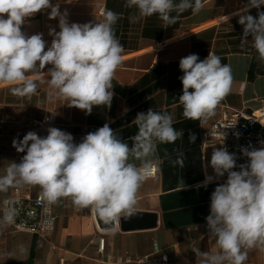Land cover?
Segmentation results:
<instances>
[{
    "label": "crops",
    "instance_id": "obj_1",
    "mask_svg": "<svg viewBox=\"0 0 264 264\" xmlns=\"http://www.w3.org/2000/svg\"><path fill=\"white\" fill-rule=\"evenodd\" d=\"M203 2L198 14L189 9L180 14L175 24L166 25L158 15L132 22L130 17L138 13L135 8L125 7L126 0H51L53 5L59 4L61 13L67 12L69 24L100 22L104 9L119 15L113 28L124 48L123 63L112 80L111 108L94 106L92 113L86 115L83 110L67 106L68 101L50 100L47 72L51 65L39 72L37 92L31 98L14 96L9 86L0 85V174L10 162L19 163L26 154L17 152L12 142L14 138L22 140L29 131L43 138L49 127H55L70 133L78 144L88 133L108 123L131 147L130 138L138 132L133 120L137 113L146 114L152 109L171 114L173 127L183 131V137L174 143H158V172L137 193L136 211L155 215V224L153 216H146L139 222L129 221L121 226L118 221L110 227L100 224L90 209H77L70 198H62L54 205L56 227L46 235L0 224V264H161L143 261L144 257L155 256L166 264H196L194 247L201 252L217 250L210 239L206 217L210 214L211 194L221 185L210 166L211 155L221 147L217 143L205 144L204 133L225 112L251 113L264 105V66L257 62L252 37H243L239 16L233 15L244 9L249 0ZM50 11L36 13L21 27L27 36L42 34L45 51L54 39L50 30L60 31L59 18L49 19ZM258 11L264 12V5L250 8L247 14L257 17ZM209 51L218 55L222 64L231 66L233 83L215 116L201 125L200 121L183 116L179 103L183 89L179 77L183 72L179 62L189 54H197L202 61ZM29 78L34 77L29 74ZM50 114L53 123L36 126L37 121ZM190 133L195 134V143L189 142ZM178 152L184 153V167L171 163ZM206 175L213 176V180L204 187ZM24 187L33 193L40 191L39 187ZM13 189L0 193V202ZM102 238L104 248L100 249ZM155 244L160 247L157 254ZM245 264H264V252L258 248L248 250Z\"/></svg>",
    "mask_w": 264,
    "mask_h": 264
},
{
    "label": "clouds",
    "instance_id": "obj_2",
    "mask_svg": "<svg viewBox=\"0 0 264 264\" xmlns=\"http://www.w3.org/2000/svg\"><path fill=\"white\" fill-rule=\"evenodd\" d=\"M261 5L264 0H249L233 15L239 16L243 37H252L258 58L264 62V12L258 11L257 17L247 14L250 8L259 9ZM125 7L137 10L138 15L130 17L132 22L158 15L171 25L189 9L198 14L204 2L126 0ZM47 9H51L49 19L59 18L60 31L50 30L54 39L45 51L42 34L27 36L21 27L27 18ZM118 19L117 13L104 9L100 22L69 24L67 12L61 13L59 4L53 5L51 0H0V85L9 86L14 96L31 98L37 92L39 72L51 65L47 72L50 100L68 101L67 106L83 110L86 115L94 106L110 109L112 80L123 63L124 48L113 28ZM198 61L197 54H189L179 62L183 72L179 77L183 86L179 103L187 120L202 125L215 116L217 107L230 93L233 76L231 66L222 64L215 53L209 51L204 60ZM133 123L138 132L130 138L131 147L108 123L88 133L78 144L70 133L55 127H49L43 138L33 131L22 140L14 138L12 146L26 154L19 163L10 162L0 174V193L24 186L39 187L37 204L45 213H50L51 206L62 198H70L77 209H90L105 224L134 216L137 193L159 163L158 143H174L183 137V131L173 127L171 114L152 109L146 114L137 113ZM195 140V134L190 133L189 142ZM241 151L249 163L239 165V171H233L237 166L235 154L221 148L211 155L210 166L216 177L227 173V180L211 194L210 214L206 217L217 250L201 252L194 247L196 264H245L248 250L258 248L264 252V147ZM171 163L184 167V153L178 152ZM212 180L213 176L206 175L202 186L207 187ZM182 184L186 188L183 180ZM17 203L10 199L0 202V224L15 223Z\"/></svg>",
    "mask_w": 264,
    "mask_h": 264
},
{
    "label": "built area",
    "instance_id": "obj_3",
    "mask_svg": "<svg viewBox=\"0 0 264 264\" xmlns=\"http://www.w3.org/2000/svg\"><path fill=\"white\" fill-rule=\"evenodd\" d=\"M51 123H53L52 114L37 121L36 126L40 127ZM204 143H217L229 153L235 154L237 166L233 171H239V165L249 163V158L244 156L241 151L242 148L251 150V148L260 149L264 147V105L251 113L244 110L223 113L222 117L215 121L209 130L205 131ZM158 169L157 164L153 176H156ZM218 179L221 185L226 183L227 173L222 177H218ZM39 192L33 193L29 187L14 188L4 198L18 202L16 207L19 209V214L15 219V223L11 224L15 230L46 235L55 229L57 214L54 211V205L51 206L50 213H45L43 207L37 204ZM104 242L103 238L99 241L100 249L104 248ZM159 251V245L155 244V254ZM143 261L147 263H153V261H158L161 264L167 263L157 256L154 258L144 257Z\"/></svg>",
    "mask_w": 264,
    "mask_h": 264
},
{
    "label": "water",
    "instance_id": "obj_4",
    "mask_svg": "<svg viewBox=\"0 0 264 264\" xmlns=\"http://www.w3.org/2000/svg\"><path fill=\"white\" fill-rule=\"evenodd\" d=\"M146 216H151V217L153 216V217H154V220H155L154 224L156 223V216H155V215H152V214H146V213H141V212H137V211H136V214H135L134 216L130 217V218L125 219V218H123V216H122L119 222H120L121 226H124V224L127 223V222H129V221H135V220H137V221L139 222L141 219L145 218ZM97 219H98V221H99L100 224H101V223H102V224H105L103 221H101V220L98 218V216H97ZM106 225H108V226H110V227H113L114 223L106 224Z\"/></svg>",
    "mask_w": 264,
    "mask_h": 264
},
{
    "label": "trees",
    "instance_id": "obj_5",
    "mask_svg": "<svg viewBox=\"0 0 264 264\" xmlns=\"http://www.w3.org/2000/svg\"><path fill=\"white\" fill-rule=\"evenodd\" d=\"M257 62L259 63V62H261V64L264 66V62H262L259 58H257ZM263 72H264V67H263Z\"/></svg>",
    "mask_w": 264,
    "mask_h": 264
}]
</instances>
